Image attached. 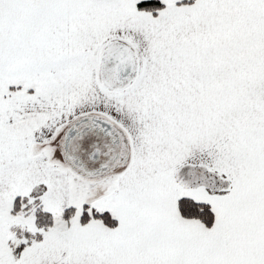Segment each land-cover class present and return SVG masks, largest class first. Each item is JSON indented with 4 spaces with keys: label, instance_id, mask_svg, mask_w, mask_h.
<instances>
[{
    "label": "snow or ice",
    "instance_id": "6c2138e0",
    "mask_svg": "<svg viewBox=\"0 0 264 264\" xmlns=\"http://www.w3.org/2000/svg\"><path fill=\"white\" fill-rule=\"evenodd\" d=\"M0 264H264V0H0Z\"/></svg>",
    "mask_w": 264,
    "mask_h": 264
}]
</instances>
